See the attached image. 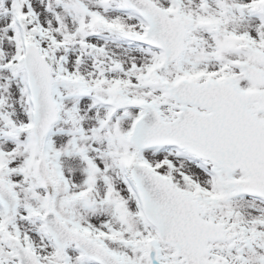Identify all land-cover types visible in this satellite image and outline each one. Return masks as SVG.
<instances>
[{"label": "snow or ice", "instance_id": "snow-or-ice-1", "mask_svg": "<svg viewBox=\"0 0 264 264\" xmlns=\"http://www.w3.org/2000/svg\"><path fill=\"white\" fill-rule=\"evenodd\" d=\"M0 264H264V0H0Z\"/></svg>", "mask_w": 264, "mask_h": 264}]
</instances>
